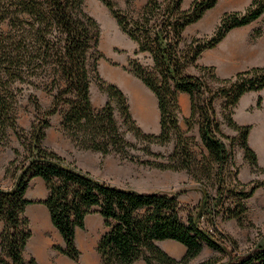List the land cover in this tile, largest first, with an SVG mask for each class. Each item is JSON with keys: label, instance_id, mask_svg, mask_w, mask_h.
<instances>
[{"label": "trees", "instance_id": "obj_1", "mask_svg": "<svg viewBox=\"0 0 264 264\" xmlns=\"http://www.w3.org/2000/svg\"><path fill=\"white\" fill-rule=\"evenodd\" d=\"M86 0H0V128L5 136L8 127L21 129L15 105L24 86L44 87L53 95L44 108L32 94L36 119L24 141L27 155L19 164L14 185L0 187V264H28L25 252L33 230L26 207L30 181L42 177L49 190L44 201L50 210L51 222L60 232L64 245L54 249L80 262L82 252L77 243L76 229H85L86 216L99 213L104 218L105 232L98 241L97 251L102 264H134L143 259L146 264H188L205 246L227 257H211L198 264H264V244L236 254L237 243L226 234L218 236L217 217L242 219L247 206L243 198L251 196L264 181H255L252 189L237 191L229 201L226 192V168L232 159L222 137L215 100L225 96L230 110L229 125L236 137L226 136L232 147L239 144L246 159L257 170V152L249 142L252 125L234 120V108L249 91L264 88V66H256L220 78L214 66H199L202 53L216 47L234 28L244 26L264 15V0H252L244 11L225 12L211 35L195 36L190 41L187 29L214 8L218 0H194L190 7L184 0H148L138 12L122 9L115 0H103L121 30L137 44L134 55L146 54L151 64L138 57L129 59V72L138 77L158 100L160 133L144 131L134 118L128 96L117 84L107 81L99 70L105 58L98 47L101 27L85 8ZM133 0H127L130 7ZM7 25V29L5 28ZM260 33V31H258ZM93 58V61L91 59ZM195 66L211 73L221 86L211 87L204 76L192 75ZM96 82L107 95V102L96 108L92 101V83ZM187 93L191 100L189 127L198 115L200 136L208 154L198 159L187 142L181 126L180 96ZM262 98L258 105L261 106ZM64 107H66L64 109ZM138 139L166 144L176 139L174 151L168 156L155 153L149 147L147 155L163 157V161L142 159L131 152L135 144L128 141L118 125L115 109ZM62 114L61 128L80 149L115 153L122 159L162 170H186L199 183L202 192L198 205L182 217L180 192L140 190L99 180L90 172L68 161L56 150L45 145L51 117ZM19 155V150H16ZM216 164L217 194H213L205 179L211 177ZM9 169H7L8 171ZM206 174V176H203ZM205 178V179H204ZM236 191V189H235ZM234 195V194H233ZM224 240H223V239ZM173 240L186 247L181 259L163 249L159 242ZM227 242V243H225ZM31 263H37L35 257Z\"/></svg>", "mask_w": 264, "mask_h": 264}, {"label": "rangeland", "instance_id": "obj_2", "mask_svg": "<svg viewBox=\"0 0 264 264\" xmlns=\"http://www.w3.org/2000/svg\"><path fill=\"white\" fill-rule=\"evenodd\" d=\"M115 1L120 8H130L132 12L138 13L148 0H133L130 7L127 4V0ZM193 1L194 0H184V6L186 8L190 7ZM85 8L89 14L97 19L101 27V37L98 49L100 52L105 54V58H102L99 61L100 74L107 81L115 84H117V82L113 81V79H120V77L125 74L126 76H129L131 80H126V85L128 86V88L125 89V87L122 86V89L123 91H125L129 98L131 111L137 121V124L148 133L159 134V110L156 106L155 98H153L152 96V98H147L146 101L138 100V96L134 93H139L140 90H142L140 85H145L140 80H138L133 73L126 70V68H130V58L138 57L146 65L151 64L150 58L143 53L137 56L134 55L135 50L137 49V44L121 30L115 17L113 16L110 9L105 5L103 0H86ZM207 14L200 21L191 25L187 29L186 37L189 41L195 36H207L211 35L214 32L219 23L215 26L217 21L213 17H209V19H206ZM255 22L256 26L253 32V37L258 40L259 37L264 36V15ZM5 28L7 29V25H5ZM258 31H260V33ZM91 61H93V58L91 59ZM198 65L205 66L203 64H200L199 60ZM214 67L216 68V66ZM188 72L192 75L204 76L206 81L214 89H217L221 86V83L218 82L214 77H212L211 73L202 71L198 67L192 66L189 68ZM215 73L220 78H227L219 76L216 70ZM121 82L124 83V81ZM145 88V92L148 93V91L150 90L146 86ZM92 91L95 103L102 99V96L105 94L95 81L92 83ZM32 94L37 95L44 108H48L53 100V95L45 90L43 86L35 88L26 85L24 86V90L19 94L18 101L15 105V112L17 116V122L20 128L24 129V131L20 130L18 133L13 128L8 127L5 130L4 136L2 134V129L0 128L1 188L9 189L13 186L15 182V174L20 173L19 164L27 155L24 141L28 137V131L30 130L32 123L42 116L41 113H38L34 102L31 100ZM252 98L254 97L250 95L249 98H247L246 101L241 102L239 106L237 104L238 107L236 106L237 110L236 107L234 108L233 118L239 124L253 125V129L249 137V142L252 148L257 152L259 166L264 167V109L253 112L247 110V106ZM259 98H262L263 101L262 95H259ZM187 102L191 107L190 97L188 98ZM225 102L226 97L219 96L215 100V108L218 120L221 123L223 133L225 134V136L222 138L227 148L232 152V159L226 168L227 190L224 194L225 197H227L228 189H234V191L229 194V198H227L230 201L233 197L234 199L237 197V195H235L237 194V191L244 190L249 192L252 189L253 185H255V181H264V171L261 169L256 170L248 161V159H246L244 149L239 144H235L234 147H232V141L226 137H236L238 133L228 123V117L231 114L230 110L226 109ZM65 108L66 107H64V109ZM145 113L147 115V119L144 116ZM190 115L191 111L188 116H185L184 114L182 116L181 114V126L185 132L187 142L192 151L195 153L198 159H202L204 154H208V150L204 146L200 136V124L198 115L192 119V126L189 127L186 119L190 117ZM115 116L120 130L124 134L125 138L136 146V148L131 149V152L134 155L142 159L163 161L164 158L161 156L156 157L153 155H147L144 149L146 147H149L155 153L166 156L174 151L176 139H173L171 142H168L166 144H161L159 142H148L138 139L135 136L134 132L129 130L128 126L124 123L122 114L117 108L115 109ZM60 121H62V114L60 113H57L56 115H53L51 117V123L53 124L50 128L47 129V132L49 131L51 136L56 135V133L60 130ZM16 150H19V155L17 154ZM65 153L70 157L73 154V152L68 150L65 151ZM128 162H130V164L128 163L127 166L129 168V173H131L128 178L119 179L116 176L112 177L111 179L107 178L106 180H104L109 183H117L118 185L120 184V186H130L140 190H165L169 192H180L179 199L181 204L183 205V211L181 215L185 220L187 219L188 213L190 211H193V209L198 205L202 196V192L199 188V183L188 171H175L171 169L162 170L151 167L149 165L140 164L138 162H132L129 160ZM216 167V164L211 167L212 173L209 179L204 178L206 181L205 183H207V186L213 194H217L218 187L215 176V172L217 171ZM7 169L9 170L7 171ZM203 176H206V174H204ZM243 201L247 206V210L242 214L241 220H238L236 218H225L223 217L222 212L217 217L218 236L222 237L221 234H228L237 243V252H234L233 247L229 243L225 242L227 243V246L234 256L238 253L241 254L247 252L253 249L258 244H264V185L257 188L253 195L244 197ZM2 228L3 223L0 221V229ZM32 230L33 232H35V235L31 237L28 245L30 243H35L39 235V231L33 228ZM48 236L52 237L53 235L52 233H48ZM98 241L99 239L96 238V235L90 236L86 231L81 232L78 243L79 248L82 252V255L80 257V262L82 264H102L101 256L97 251ZM159 244L163 249H165L169 254L177 259H181L186 252V247L177 241L164 240L160 241ZM54 250L55 251H51V249L43 248L40 255L37 257L35 256L34 250H31L30 248L26 249L25 257L27 263L34 264L31 263V259L35 257L37 260V263L35 264H77L74 260L61 254L56 249ZM211 257H222L224 260L227 259V257H224L222 253L215 251L208 246H205L201 254L193 258L188 264H198ZM134 264L146 263L143 259H140Z\"/></svg>", "mask_w": 264, "mask_h": 264}, {"label": "crops", "instance_id": "obj_3", "mask_svg": "<svg viewBox=\"0 0 264 264\" xmlns=\"http://www.w3.org/2000/svg\"><path fill=\"white\" fill-rule=\"evenodd\" d=\"M251 2L252 0H218L217 5L206 12V14L209 12L206 19H209V17H213L217 21L215 24L216 26L219 23L221 16L226 11H243L251 4ZM255 26L256 22L253 21L250 24L232 29L216 47L205 50L203 52L199 59L200 64L216 66V71L221 77H230L237 72L249 69L254 66H263L264 36L259 37L258 40L253 37ZM136 78L140 80L138 77ZM126 80H131L129 76H126V74L120 77V79H113V81H116L117 84H119L118 86L120 88H123L122 86H124L125 89H127L128 86L126 85ZM121 81H124V83H122ZM145 86L140 85L142 90H140L139 93L134 94L138 96V100L145 101L147 100V98H152L153 96L156 101V106L158 107V100L155 94L147 86L146 87L150 91L146 93L144 90ZM250 95H252L254 98H252L249 102L247 110H250L252 112L263 110L264 88L261 91L253 90L244 94L240 102L238 103V106L241 102L246 101V99L249 98ZM259 95H262L263 97L261 106L258 105ZM189 97L190 96L187 93H182L180 96L182 116L183 114L185 116H188L190 114L191 107L187 102ZM92 99L94 106H96L97 108H101L107 102V95L104 94L102 96V99L95 103L92 91ZM59 124L60 130L56 133V135L51 136L49 131L47 132L45 142L48 147L53 148L61 155L66 157L68 161L75 163L84 171L90 172L99 180L105 181L107 178L111 179L112 177L116 176L119 179H126L131 175L127 166L128 163L130 164L128 160L122 159L118 154L115 153L104 155L98 151L80 149L76 147L71 138L68 137V135H66V133L62 130L61 121ZM67 150L73 152L71 157L65 153V151ZM116 185L118 184L116 183ZM48 195L49 190L44 179L42 177H34L30 181L29 188L26 192V197L31 201V203L26 207V215L30 218L31 227L39 231V235L36 242L33 244L30 243L27 249L30 248L31 250H34L35 256L37 257L40 255L43 248L55 251V244L64 245V240L58 229H56L52 224L50 210L44 202L47 199ZM85 224V229H81L79 227L76 229L77 243L79 241L81 232L86 231L90 236L96 235L97 239H100L102 234L105 232L104 218L99 213L88 214L86 216ZM48 233H52L53 236H48ZM34 235L35 232H33V236Z\"/></svg>", "mask_w": 264, "mask_h": 264}, {"label": "bare ground", "instance_id": "obj_4", "mask_svg": "<svg viewBox=\"0 0 264 264\" xmlns=\"http://www.w3.org/2000/svg\"><path fill=\"white\" fill-rule=\"evenodd\" d=\"M112 77V76H111ZM114 77V76H113ZM144 116H145V118L147 119V115H146V113L144 114Z\"/></svg>", "mask_w": 264, "mask_h": 264}]
</instances>
